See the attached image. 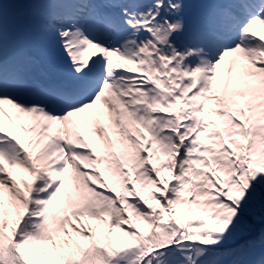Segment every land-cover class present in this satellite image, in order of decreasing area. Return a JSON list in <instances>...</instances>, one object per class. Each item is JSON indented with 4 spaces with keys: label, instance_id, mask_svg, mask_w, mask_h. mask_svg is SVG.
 <instances>
[{
    "label": "snow or ice",
    "instance_id": "1",
    "mask_svg": "<svg viewBox=\"0 0 264 264\" xmlns=\"http://www.w3.org/2000/svg\"><path fill=\"white\" fill-rule=\"evenodd\" d=\"M0 264H264V0H0Z\"/></svg>",
    "mask_w": 264,
    "mask_h": 264
}]
</instances>
